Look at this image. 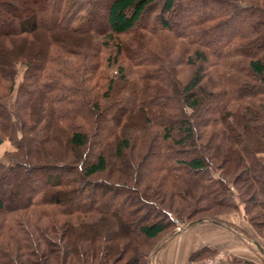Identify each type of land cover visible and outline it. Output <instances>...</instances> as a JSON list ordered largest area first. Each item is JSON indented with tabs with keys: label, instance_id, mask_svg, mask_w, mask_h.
I'll return each instance as SVG.
<instances>
[{
	"label": "trees",
	"instance_id": "16d2710c",
	"mask_svg": "<svg viewBox=\"0 0 264 264\" xmlns=\"http://www.w3.org/2000/svg\"><path fill=\"white\" fill-rule=\"evenodd\" d=\"M15 2L0 0V141L13 147L0 264H148L175 225L239 207L264 237V0ZM234 20L241 31L221 37ZM102 118L111 128L91 150ZM109 156L121 171L107 179Z\"/></svg>",
	"mask_w": 264,
	"mask_h": 264
},
{
	"label": "crops",
	"instance_id": "0c3cea01",
	"mask_svg": "<svg viewBox=\"0 0 264 264\" xmlns=\"http://www.w3.org/2000/svg\"><path fill=\"white\" fill-rule=\"evenodd\" d=\"M200 247L223 252L215 264H264V237L248 223L241 207L218 214L216 220L203 217L174 228L149 252L148 264H203L201 258L188 259Z\"/></svg>",
	"mask_w": 264,
	"mask_h": 264
},
{
	"label": "rangeland",
	"instance_id": "374dc122",
	"mask_svg": "<svg viewBox=\"0 0 264 264\" xmlns=\"http://www.w3.org/2000/svg\"><path fill=\"white\" fill-rule=\"evenodd\" d=\"M17 2H15V4L17 5V6H19L20 4H22V3H25L26 2V0H16ZM20 3H19V2ZM203 9V8H202ZM205 10H206V8H205ZM4 14L5 15H8V13L7 12H4ZM146 16H144V19L142 18L141 19V22H143V23H147V17L145 18ZM99 27H102V25L100 24L99 25ZM232 27V28H231ZM242 27L243 26H241V23L240 22H237L236 20H234V22L233 23H231V25H229L227 28H223L222 30H221V37H223L228 31H241V29H242ZM228 30V31H227ZM227 31V32H226ZM226 32V33H225ZM36 33V32H35ZM224 34V35H223ZM221 37H219L218 38V40L221 38ZM31 45H33L32 44V42L30 43ZM30 56H33L34 58H32V59H34L33 60V62L37 59L36 57H35V53H31L30 54ZM0 61H1V63L3 64V62H6L7 61V57H6V54H0ZM31 62H32V60H31ZM15 67H16V73H15V76H14V87L18 84V82H19V80L21 79V76H22V71H23V69H24V65L23 64H21L20 62H17L16 63V65H15ZM183 68H180V70H179V67H178V74H176L177 72L175 71H173V76H175V75H180L181 77H184V76H186L190 71H191V69H192V67L191 66H187V65H184V66H182ZM108 67H106V66H104V68L101 66V67H99V69L100 70H103V71H105L104 69H107ZM108 70V69H107ZM106 70V71H107ZM114 72L113 70H109V72ZM176 77V76H175ZM34 90H38L39 89V86L38 85H33V87H32ZM14 90V89H13ZM14 92V91H13ZM12 92V94H11V96H10V98H12L13 97V95H14V93ZM30 93H31V91H29ZM28 92V93H29ZM172 92H173V95L175 94L176 96H179L180 95V86H177V85H174L173 87H172ZM160 94H165V93H161L160 92ZM217 96L219 97V98H215V100H210V101H208L207 102V97H206V100H204V104H203V106H201V107H197L196 109L198 110V112H200L201 114H204L206 111H208V113H211V110H213L212 108L213 107H215L216 105H217V103L222 99V96L220 95V94H218L217 93ZM205 98V93H201V98H200V103L202 102V100ZM37 97H36V95H35V92H33V99H32V102H31V111H30V113L29 114H34V112H36L35 110H37V111H39V109H40V106H37ZM127 101V100H126ZM128 104L129 103H131V101L130 102H127ZM119 104H120V102H119ZM125 104V103H124ZM121 105V104H120ZM123 106V105H122ZM124 107H125V105H124ZM112 110V109H111ZM111 110H108V113L111 111ZM208 113L207 114H205V115H208ZM32 117V116H31ZM103 118H104V116H103ZM102 118V120L99 122V124H98V129H97V132H96V134L93 136V140H92V143H91V146H90V148H91V150L92 149H94V148H96V147H100L101 145H100V143H99V139H100V137H101V134H103V132H105L107 129H110L111 127H110V125H111V122L108 120V119H103ZM153 125V124H152ZM124 127L125 126H123L122 127V129H124ZM201 141H202V139L201 138H197V140H194V142H199V143H201ZM13 149V147H12V145L10 144V142H9V140L7 139V138H4L3 140H1L0 141V160L1 161H3V162H7V158L5 157V155H6V151H10V150H12ZM191 148H190V146H186V147H184V149H181V150H179V155H181V156H186L187 154H189L190 152H191V150H190ZM116 159H117V157H116ZM119 159V158H118ZM108 160H109V162H110V164H112L113 163V166H112V168L110 167L107 171H105V174L107 175V173H108V177L107 176H104L105 178H111V177H109V176H111L110 175V173L111 174H113V172H115V171H117V170H120L121 171V168H119V166H120V163H117V162H113L112 160H113V158L111 157V156H109V158H108ZM131 160H132V162L134 161L132 158H131ZM150 160H149V158H145V160H143V162L141 163V164H137V177L140 179V177H141V175L143 176V175H145L146 173H147V171H146V169H147V167H148V162H149ZM112 162V163H111ZM124 168V170H125V172L126 173H130V171H131V164H128V165H126L125 167H123ZM102 176V177H103ZM95 177V176H94ZM20 183L24 186H26V184L28 185V184H33L32 182H30V180H28L27 181V183L24 181H20ZM39 183V181H35V184L37 185ZM13 188V184H1L0 183V192H1V194L3 193V196H8V194H10L11 195V189ZM100 191V189H98V188H96V190H95V192H94V194H96V193H98ZM10 201H6V203H9ZM242 210V209H241ZM233 211H235V210H233ZM230 212H232V211H230ZM225 213V212H224ZM242 214H243V212H242ZM243 216H244V214H243ZM245 217V216H244ZM112 221L110 220V219H104L102 222H101V224H100V228L102 229V228H107V229H109V228H111L112 227ZM185 224V223H184ZM180 225H182V223H179V224H177V225H175V227L174 228H177V227H179ZM173 229V228H172ZM169 231H171V230H169ZM169 231L168 232H166L165 234H163V237L165 236L166 237V235L169 233ZM162 238V237H161ZM100 239V238H99ZM98 239V240H99ZM99 242V241H98ZM213 252H211L210 254H212ZM210 254H208V255H210ZM205 256H203L201 259H203L204 257H206L207 255L206 254H204ZM203 262V261H202Z\"/></svg>",
	"mask_w": 264,
	"mask_h": 264
},
{
	"label": "built area",
	"instance_id": "2783aa9c",
	"mask_svg": "<svg viewBox=\"0 0 264 264\" xmlns=\"http://www.w3.org/2000/svg\"><path fill=\"white\" fill-rule=\"evenodd\" d=\"M223 257V252L220 250L214 251L212 254L203 258V264H215Z\"/></svg>",
	"mask_w": 264,
	"mask_h": 264
},
{
	"label": "water",
	"instance_id": "95a60500",
	"mask_svg": "<svg viewBox=\"0 0 264 264\" xmlns=\"http://www.w3.org/2000/svg\"><path fill=\"white\" fill-rule=\"evenodd\" d=\"M198 219H200V218H196V219H194V220H191V221H189L188 223H192L193 221L198 220Z\"/></svg>",
	"mask_w": 264,
	"mask_h": 264
}]
</instances>
